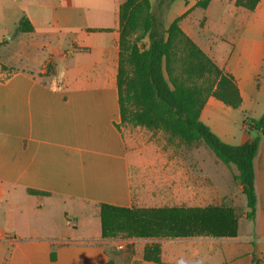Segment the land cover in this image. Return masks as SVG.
<instances>
[{"label": "crops", "instance_id": "0c3cea01", "mask_svg": "<svg viewBox=\"0 0 264 264\" xmlns=\"http://www.w3.org/2000/svg\"><path fill=\"white\" fill-rule=\"evenodd\" d=\"M123 1L0 0V264H264V128L248 218L237 170L203 142L121 125ZM196 1L173 0L164 21L184 13L181 30L232 75L240 105L208 96L199 117L240 144L254 134L245 133L246 120L264 110V0L252 10L235 0ZM21 17L31 31H15ZM48 61L54 71L45 73ZM101 204L201 209L196 224L205 225L190 235L103 237ZM150 243L159 245L158 262L143 258Z\"/></svg>", "mask_w": 264, "mask_h": 264}, {"label": "trees", "instance_id": "16d2710c", "mask_svg": "<svg viewBox=\"0 0 264 264\" xmlns=\"http://www.w3.org/2000/svg\"><path fill=\"white\" fill-rule=\"evenodd\" d=\"M258 1L235 0V4L252 10ZM172 2L124 0L119 5L116 84L120 120L160 129L184 144L203 142L221 162L237 170L233 178L241 185L246 216L252 218L255 207L252 160L264 128V110L258 118L246 120L248 130L254 134L240 144L223 141L200 119V110L208 96L232 108L240 105L241 96L232 75L223 71L181 30L179 20L184 13L165 24L164 16ZM208 2L197 0L194 6L205 7ZM31 30L27 18L17 21L16 32ZM1 68L7 67L1 65ZM199 212L201 209L195 208L101 204V234L103 237L190 235L205 225L196 224ZM235 226L233 221L227 234L234 235ZM159 254L157 243L144 246V259L158 262Z\"/></svg>", "mask_w": 264, "mask_h": 264}, {"label": "rangeland", "instance_id": "374dc122", "mask_svg": "<svg viewBox=\"0 0 264 264\" xmlns=\"http://www.w3.org/2000/svg\"><path fill=\"white\" fill-rule=\"evenodd\" d=\"M151 2H153L154 0H150ZM170 6V5H169ZM169 8V7H168ZM168 10V9H167ZM167 13V12H166ZM165 13V15H167L166 17H167V19H168V16H169V13L168 14H166ZM170 13L171 14H173L174 13V8L172 7V9L170 10ZM1 19V18H0ZM164 19H165V16H164ZM11 32H8V33H5L4 34V38L5 39H7V40H10V37H11ZM201 35L203 36V37H205L206 39H209V40H212V41H215L216 43H220L221 42V40H222V38L219 36V35H215V34H212V33H210V32H208V31H202L201 32ZM54 71V66H53V63L51 62V61H48L46 64H45V69H44V72L45 73H49V72H53ZM233 111H235V110H233ZM235 113V112H234ZM237 113V112H236ZM240 116H241V114H240ZM244 117V116H243ZM244 120H246V119H244ZM249 120V119H248ZM121 125H123V126H129L130 124L128 123V122H126V121H121ZM157 132V131H156ZM249 132V134H252L251 132H252V130H248V128H247V130L245 131V133H248ZM238 203H239V200H238V198H237V205H238ZM238 211L239 212H241L242 211V209L240 208V207H237V213H238Z\"/></svg>", "mask_w": 264, "mask_h": 264}, {"label": "built area", "instance_id": "2783aa9c", "mask_svg": "<svg viewBox=\"0 0 264 264\" xmlns=\"http://www.w3.org/2000/svg\"><path fill=\"white\" fill-rule=\"evenodd\" d=\"M64 55H67V51H66V52H64Z\"/></svg>", "mask_w": 264, "mask_h": 264}]
</instances>
